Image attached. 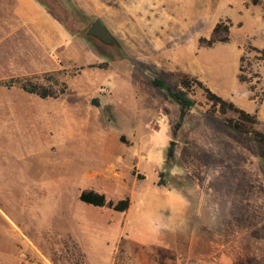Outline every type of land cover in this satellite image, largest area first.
Masks as SVG:
<instances>
[{
  "label": "rangeland",
  "instance_id": "1",
  "mask_svg": "<svg viewBox=\"0 0 264 264\" xmlns=\"http://www.w3.org/2000/svg\"><path fill=\"white\" fill-rule=\"evenodd\" d=\"M37 1L50 43L0 12V82L21 84L0 87V264H264V144L152 84L196 78L264 133V0Z\"/></svg>",
  "mask_w": 264,
  "mask_h": 264
},
{
  "label": "trees",
  "instance_id": "2",
  "mask_svg": "<svg viewBox=\"0 0 264 264\" xmlns=\"http://www.w3.org/2000/svg\"><path fill=\"white\" fill-rule=\"evenodd\" d=\"M220 27V25H217L214 29V37L218 34ZM228 40L229 39L226 38L220 41L226 42ZM203 41L204 40L200 41L201 45H203ZM216 41V39L210 40L207 42V44L212 46L214 43H216ZM152 84L155 88L165 90L173 101L178 102L181 105L183 113L190 112L196 106L195 100H193L190 96L191 93L194 92L196 88L202 89L207 100L213 105V108L210 111L219 112L222 115H226L228 111H234L239 115L237 120L225 118L224 123L226 127L237 131L258 143L264 144V133L255 128V125L258 123L256 116L238 108L233 102H228L227 100L223 99L211 89L206 87L198 79L190 78L187 75L182 77H172L170 81H167L164 77H155L152 80ZM17 85L21 84L15 79L0 82V87H6L7 89H11ZM21 87L25 92L37 95L42 99L55 96L54 93L52 94L47 91H40L36 86L24 84ZM80 200L83 203L92 205L94 207H105L108 205L118 212H125L130 207L129 199L122 200L117 204L108 203L104 195L95 193L93 191L83 192L80 195Z\"/></svg>",
  "mask_w": 264,
  "mask_h": 264
},
{
  "label": "crops",
  "instance_id": "3",
  "mask_svg": "<svg viewBox=\"0 0 264 264\" xmlns=\"http://www.w3.org/2000/svg\"><path fill=\"white\" fill-rule=\"evenodd\" d=\"M3 0H0V12H3ZM15 10L14 13L16 18H21L27 25L35 27L40 22L42 25L46 24L52 28V33H48L45 27L42 28V38L47 41V43L55 40L53 32H62L64 29L62 26L52 17V15L37 1V0H15ZM2 15V13H0Z\"/></svg>",
  "mask_w": 264,
  "mask_h": 264
},
{
  "label": "water",
  "instance_id": "4",
  "mask_svg": "<svg viewBox=\"0 0 264 264\" xmlns=\"http://www.w3.org/2000/svg\"><path fill=\"white\" fill-rule=\"evenodd\" d=\"M88 36L96 37L106 44L116 43L115 38L109 32L101 19H97L87 32Z\"/></svg>",
  "mask_w": 264,
  "mask_h": 264
}]
</instances>
